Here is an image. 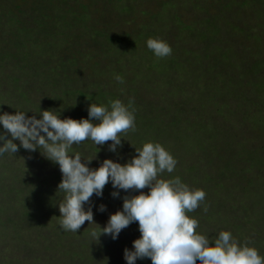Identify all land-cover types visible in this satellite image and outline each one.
I'll return each mask as SVG.
<instances>
[{
  "label": "rangeland",
  "instance_id": "374dc122",
  "mask_svg": "<svg viewBox=\"0 0 264 264\" xmlns=\"http://www.w3.org/2000/svg\"><path fill=\"white\" fill-rule=\"evenodd\" d=\"M127 1L134 4H130V9L120 0H98V15L93 4L91 6L92 0H82L81 5L88 8L91 19H97L93 22L101 18L99 10L103 4L108 5L112 14L121 15H115V20L110 17L102 20L114 22L117 29L113 34L122 38L132 37L140 31L145 34L154 31L160 40L172 48L170 56L150 59L147 54L138 52L137 48L128 49L124 53L120 45L116 53L111 50L102 53L101 44L105 42V38H96L98 40L95 41L86 37L87 39L77 42L74 36L80 35L78 31H63L61 29L64 28L60 26L56 28L64 32L63 38L68 39L65 38L59 47L64 51L63 60L67 62L71 59L73 68L87 67L84 77L93 74L92 67L98 69V62L103 66L109 64L111 68L101 75L99 83L98 77L95 81L85 79L87 86L91 84L89 91L104 90L121 94L119 97L124 102L130 98L134 100L140 118H147L149 122L155 120L158 125L150 124L148 128L144 122L135 123V132L121 135L123 146L116 153L108 150L111 143L109 141L103 147L96 146L97 150L94 151H90V143V146L85 147L86 154H92L89 159H94L97 155L93 162L98 167L105 159L123 165L137 155L135 148H142L144 144L132 147L130 134L137 138L136 142L145 138V142L161 144L176 159L177 164L171 174L165 172L159 178L169 180L179 177L189 188L203 190L209 197L207 206L204 205L207 211L202 216L192 214L199 222L196 232L216 238L220 231H228L240 243L250 242L248 246L257 249L259 255L264 257V22L257 19L259 14L264 17V4H260L259 0H249L242 10L236 6L225 10L227 5L223 7L216 3L214 7L211 3L220 0ZM0 2L6 3L8 0ZM242 2L244 1L241 0L240 3ZM124 7L127 10L123 11ZM4 8L0 7V15L6 23L3 29L8 33L12 26V33L18 32L20 35L22 29H25L29 34L22 53H33L31 57L36 58L39 42L52 43L57 39L40 36L41 28L37 24L43 20L40 11H24L26 8L21 6V10L15 9L16 19L19 20L17 22L11 13L5 15ZM77 8L81 9V6ZM163 10L167 16L169 14L167 19L165 13L161 15ZM158 14L159 18L162 17L161 20L157 18ZM197 29L201 34H207L206 40L211 39L209 46L205 47L202 40L199 43L198 39L191 38L190 34ZM7 41L8 38L0 44L4 46ZM218 49L221 53H227V61H213L219 56ZM87 50L88 65L82 59ZM91 56L94 57L90 58ZM172 60L174 63L169 68L170 73L163 75V65L171 63ZM12 63L8 64V68L0 66V114L21 111L29 117L37 115L39 119L41 111L49 110L55 105L60 106L62 101L65 102V107H70V103L75 102L72 94L80 84H49L52 82L49 77H43L46 79L42 82L37 73L28 67ZM79 71L81 69L77 72ZM117 75L123 78V83L116 81ZM92 83L96 86H92ZM98 84L101 85L99 89ZM8 93L10 94L7 95ZM112 94L108 96L111 97ZM88 99L91 103L98 104L96 99ZM176 107L181 108L174 110ZM0 130L3 133L2 125ZM76 151L69 150V155L74 156ZM29 157L30 154L20 148L9 159V168L0 167L2 174L18 168L11 179H16L13 190L7 189L0 193V264L98 263V256L82 261L77 255L71 256L72 252L68 254L69 251L66 252L56 241L51 240L49 234L55 227H59L63 237L69 238L68 231L63 230L59 224L58 204V220L55 217L49 220L52 213L46 210L40 217L47 218L42 221L43 225L46 224L43 228L26 223L21 215L23 209L31 211L39 201L33 191L37 190L41 197L44 189L40 185L44 182V174L47 172L50 178L56 174V167L50 165L45 169L43 163ZM42 158L45 159L43 156ZM88 166L92 168L93 163ZM9 184L12 182L9 181ZM107 185L111 187V183ZM115 190L104 189L102 197L92 199L95 224L102 223L105 214L110 216L122 210V198L125 195L139 194L131 190L127 193L120 190L119 197L113 198L111 193ZM143 191L147 193L148 189ZM206 196L204 200L207 199ZM60 201L58 199V203ZM101 204L106 206V211L98 210ZM88 206L85 205V210ZM108 219L109 217L105 220ZM95 224L86 221L80 229L86 225L97 227ZM130 226L132 231L135 229L140 233L138 222ZM103 238L108 242L114 241L108 235H103ZM74 239V251L79 253L82 236L80 233L74 234ZM115 254L117 257L122 254L121 247ZM145 261L143 259L136 264H152L150 259Z\"/></svg>",
  "mask_w": 264,
  "mask_h": 264
},
{
  "label": "clouds",
  "instance_id": "9594fccd",
  "mask_svg": "<svg viewBox=\"0 0 264 264\" xmlns=\"http://www.w3.org/2000/svg\"><path fill=\"white\" fill-rule=\"evenodd\" d=\"M146 44L157 58L168 57L173 51L160 39L149 38ZM115 79L124 82L119 75ZM133 104L131 99L127 106L119 99L108 106L90 103L88 118L79 120L61 119L51 109L41 111L39 119L21 111L4 112L0 114V156L15 155L22 147L29 152L39 150L45 159L59 165L62 179L57 192H63L64 198L58 203V219L65 231L77 233L86 221L95 224L91 197H102L107 184L116 189L111 193L113 198L119 197L120 190L138 192L122 198V210L111 214L104 227L95 224L99 234L96 230L90 233L98 241L102 235L116 240L123 229L138 222L140 238L133 241V250H124L127 264L143 259H150L152 264H264L258 250L248 246L250 242L241 244L228 231H220L214 240L196 232L199 222L186 213L195 211L206 193L190 189L179 177L159 178L165 172L171 174L177 164L161 144L145 143L135 148L137 155L123 165L105 159L98 168L88 166L97 155L89 160H83L80 153L69 155L73 145L86 140L101 147L111 141L108 150L116 153L123 146L121 134L136 131ZM98 210L104 212L106 206L101 204Z\"/></svg>",
  "mask_w": 264,
  "mask_h": 264
},
{
  "label": "trees",
  "instance_id": "16d2710c",
  "mask_svg": "<svg viewBox=\"0 0 264 264\" xmlns=\"http://www.w3.org/2000/svg\"><path fill=\"white\" fill-rule=\"evenodd\" d=\"M120 1L124 2V4L130 9L131 1H129V2L127 0H120ZM220 1H223V3H220ZM220 1H213L211 3H213L214 7L218 3L222 4L223 7H225L224 5H227L228 7L225 10L231 9V6H236L239 9L241 8V10H242V8L246 5V3L249 0H242V1H244L242 3H240L241 0H220ZM259 2H260V4H264V0H259ZM81 3H82V0H8V2H6V3L0 2V7L1 8L5 7L4 8L6 10L5 15H7L8 13L9 14L11 13L13 18L17 22H19V20L16 19L17 16L15 15V12H16L15 9L18 8L21 10V6L26 8V10H24V11H28V10L40 11L41 12L40 17H43V20L37 22L38 26L41 28V31L39 32L40 36L41 37L51 36V37L57 38V39H54V42H52V43L47 42V41H45L43 43L37 42L39 50L37 49V51L35 52L36 58L31 57L33 55V53H22L21 52L22 47L25 46L24 43L27 41L26 36H28L29 34H27L25 32V29H22L20 35L18 32L12 33L11 32L12 26L10 27V31L7 33L3 29V28H5L6 23L3 22V18L0 15V42H3L6 38H8V41L6 42V44L4 46L0 44V47H1L0 48V66L8 68V64L15 62L12 64L18 65L20 67H28L29 69H31L32 71L37 73L36 75L38 76V78L41 79L42 82L45 81V79H46L43 77H49V78H52V82L50 81L49 84L50 83H57V82L68 84L70 86H73L75 84H80V87H77L75 89V93L72 94L74 96L75 102L70 103V104H72L70 107H65L66 104L64 101H62L60 103V106L55 105L56 107L55 106H53L52 108L50 107V109L54 110L55 114L57 116H59V118H61V119H65V118H72V119H76V120H79L81 118L87 119L88 118L87 108H88L89 104L91 103L90 99H88V98H90V97L92 100H94V99L97 100L98 106H100V105L108 106L110 101H114L117 99L121 100L120 99L121 94H112V93H108L107 91H104V90H99L98 92H90L89 91V85H91V84L89 83V85L87 86V84H88L87 81L88 80L95 81V78L98 77V83H99L101 75H104L105 73H107V70L110 69L111 66L109 64H106L105 66H103L102 63L100 64V62H98V69L95 66L92 67L93 68L92 70L94 71L93 74H90L87 77H84V70H87V67H80L79 66L77 69H75L71 65V63H72L71 59L67 60V62H66V60H63L64 57L62 54H64V51L60 49L61 47H59V44L65 38L68 39V37L63 38V35H64L63 31H66V29H69L68 30L69 32L74 31V30L78 31L80 33V35L76 34L74 36V38L77 42H80V40H82V39H87L86 37H89L90 40L94 39L95 41H97L100 37L105 38V42L101 44L102 45V53H106V51H108V50H111L112 52L116 53V52H118L117 47H118V45H120L123 47L124 53H127L132 48H134L135 50L137 48L138 52L139 51L143 52L144 55L147 54L150 59L155 58V55L153 54L152 51H150L147 48L146 41L149 38H156V39L160 38V37H158V35L154 31H151V32L145 34V33H143V31H140V30H139L140 32L135 33V35L133 34L132 37L127 36L129 39L127 37L122 38L118 35H115L113 33L117 29L116 24L114 25L113 24L114 22H106L102 19L105 17H110L113 20H115L116 19L115 15H117L118 17H121V15L112 14V11L109 9L108 5L103 4L102 9L99 10V13H101V18L99 17L100 18L99 21L93 22L97 19L96 18L91 19L88 16V11H87L88 8L85 5H81ZM92 4L95 8L96 15H98V0H92L91 6H92ZM131 5H134V4H131ZM78 6H81V9H78L77 8ZM209 6H211V5H208V7ZM11 7H12V9H11ZM125 10H127V8L124 7L123 11H125ZM127 13L128 12H126V14ZM163 13H165V16H166L165 18L167 19L169 17V14L167 16L165 10L162 11L161 15ZM68 18H69V20H68ZM157 18L160 20L162 19V17L159 18V14L157 15ZM257 19L264 22V17L262 14H259L257 16ZM169 20H170V18H169ZM252 20H253V18H252ZM100 23H102V24H100ZM93 24H96V25L92 28L91 25H93ZM58 26L63 27L64 29H61L63 31L58 30L56 28ZM70 29H72V30H70ZM51 34H53V35H51ZM248 34L250 35V33H248ZM186 36H188V37L192 36L191 38H195L196 40L198 39L199 43H201L200 41L202 40L204 42L205 47H207L211 44L210 43L211 39L206 40L207 34H205V33L201 34L198 29L193 31L192 34H190V36L189 35H186ZM96 38H98V39H96ZM66 41H68V40H66ZM215 52H218V51H215ZM221 52L222 51L219 50V56L216 57L215 60H213L214 62H224V61L228 60L227 58H225V55L227 53L226 52L221 53ZM88 54H89V50L86 51V53L84 54V56L82 58L86 61L87 65L89 63ZM214 55H216V54H214ZM92 57H94V56H91L90 58H92ZM173 60L171 61V63H169L167 65H163V67H162V69H163L162 74L163 75H168L170 73L169 68H171V66L173 65V63L175 61V60L174 61ZM74 62H76V60ZM90 66H93V65H89V67ZM232 66L233 65L231 62L230 63V69L233 68ZM78 69L79 70L81 69V71L77 72ZM117 69H121V68L117 67ZM75 72H77V73H75ZM78 75H80V77ZM168 82L169 81H167V83ZM92 86H96V84L93 85V83H92ZM100 86L101 85L98 84V89L100 88ZM9 94L10 93H8L7 95H9ZM108 94H112L113 96L109 97ZM129 100H130V98L128 100L126 99V102H124L122 100L121 101L127 106L129 103ZM132 107L135 109L134 115H135V123L136 124H141L144 122L148 125V128L150 127V124H151V126L158 125L155 120H153V122L152 121L149 122V119H147V118H144V119L140 118L137 114L138 112L136 111V107L134 106V104L132 105ZM179 108H181V107H179ZM179 108L176 107L173 109L177 110ZM7 113L11 114V111H9ZM150 113L152 114L153 111H150ZM140 119H142V120H140ZM132 133L133 132H131V134ZM131 134H130V143H131L132 147L138 146V145L143 144V143L144 144L148 143V141L145 142V138L140 142H136L137 138L131 136ZM121 135L126 136L127 134H121ZM14 142L17 143V145H19V141H14ZM90 143H91L90 151L97 150L96 146H94V143L91 141H88V140L82 142L79 145H76L75 147L72 146V148H70L69 150L73 151L75 149L77 151L74 152V155L76 153H80L81 158L83 160H89V157L92 156V154L91 153L86 154L85 147L87 145L90 146ZM0 146H1V144H0ZM21 149H23V148L21 147ZM24 151L29 153L30 156L33 157L35 160L43 163V166L45 167V169L50 165H51V167H56V174L55 175L53 174V178L48 177V175L46 174L47 172L45 171L46 173L44 174V178H43L44 182H42L40 185V187H43V189H44V192L41 193V197L43 199L40 197L39 192L37 190H34L33 193L36 194L37 197L39 198V201L37 202L36 208L32 209L31 211H28L25 208V210L23 209V211H22L23 213H21V215L24 216L26 223L31 224L33 227L43 228V226H46V224L43 225L42 221L47 219V218H40V217H42L45 214L44 211H46V210L51 211L50 213H52V214L48 217L49 220H52L54 217H56V220H58L57 219L56 205L58 204V199H60L62 201L64 198V193L57 192L58 184L61 182V179H62V174L60 172L59 165L54 164L47 159H43L39 150H37L35 152H29L27 150H24ZM41 151H43V149H41ZM9 155H11V156H9ZM13 155L14 154L5 153L3 156H0V167L5 166V168H9L8 162H9V159ZM92 163H93L92 168H98L97 164H94L93 161H92ZM17 171H18V168L15 167V168L10 169L9 172H7V173H3V174L0 173V193H1V191L4 192L7 189H8V191H10V189L13 190V188L15 186L14 180L16 181V179H14L13 181L11 179L14 178ZM9 181H11L12 184H9ZM104 189L111 190V191L115 190L112 188V186L109 187L108 185H106ZM190 189H194V188H190ZM53 193H54V195H53ZM209 193L213 194V192H209ZM43 195H45L46 198H44ZM95 197H97V196L93 195L91 197L92 202H93L92 199H94ZM206 197H207V199H206L207 201L204 200L195 211L190 212V213H186L190 218H194V216L192 214H195V215L199 214V216H202L204 214V212H205L204 211V209H205L204 205L207 206L208 199H209L208 196H206ZM48 198H49V200H48ZM42 205H44V206L41 207ZM92 205H93V203H92ZM92 208H94V207H92ZM98 208H99V206H98ZM33 211H36V213H31ZM42 212H44V213H42ZM40 213H42V214H40ZM108 217H109L108 213L104 215L105 219ZM105 219L102 220V223H100V222L98 223V225L100 227H104L106 225L108 220H105ZM54 227H52V229ZM128 227H130V229ZM128 227L121 231V233L119 234V236L116 240L109 241V242L103 238V235L99 238V241L93 239L91 237L90 233L93 230H96L97 233L99 234V229H98V227H94V226L90 227L87 225L83 226L82 229H80L77 233L68 231L67 233H68L69 238L63 237L61 235L62 231L59 229V227H55L53 229V231L49 234V237L51 238V240L56 241L57 242L56 244L59 247L65 249L66 252L69 251L68 254L72 252L71 256L77 255V257L79 259H81L82 261H84L85 259L87 260V258L92 259V258H95L98 256V263H96V264H101V263L102 264H127V262L124 259V250H125V248H127L129 250H133V248H132L133 241L136 240L137 238H139L138 236H140V233L136 232L135 229L132 231V227L130 225ZM78 233H80V235L82 236V239L80 240L81 241V244H80L81 248H80L79 253L77 251H74L75 243L72 242L74 239V234L76 235ZM207 237L210 240L215 239L214 236H210L208 234H207ZM241 244H243V243H241ZM120 247H121L122 254L119 257H117L115 254V251L117 249H119ZM145 260L147 261V259H145ZM139 261L137 260L136 263H138ZM197 264H199V261H197Z\"/></svg>",
  "mask_w": 264,
  "mask_h": 264
}]
</instances>
